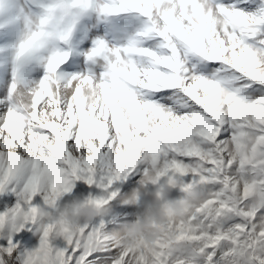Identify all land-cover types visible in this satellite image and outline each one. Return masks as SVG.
Returning a JSON list of instances; mask_svg holds the SVG:
<instances>
[{"label":"snow or ice","instance_id":"obj_1","mask_svg":"<svg viewBox=\"0 0 264 264\" xmlns=\"http://www.w3.org/2000/svg\"><path fill=\"white\" fill-rule=\"evenodd\" d=\"M137 176L187 203L152 246L31 218ZM0 208V264H264V0H0Z\"/></svg>","mask_w":264,"mask_h":264},{"label":"clouds","instance_id":"obj_2","mask_svg":"<svg viewBox=\"0 0 264 264\" xmlns=\"http://www.w3.org/2000/svg\"><path fill=\"white\" fill-rule=\"evenodd\" d=\"M178 187L168 181H162L159 186H154V190L149 191L143 186H139L125 195H119L118 206L136 207L143 211V220L131 225H124L121 234L124 243L135 240H143L148 246L155 244L156 240L163 235L162 225L169 219L182 218L187 210V203L171 198L174 190ZM201 195L199 187L194 188L186 194L187 200H195ZM114 211L112 202L103 205H93L85 200H75L71 206L63 209L55 216L49 214L45 208L33 209L31 218L45 219L51 222L62 221L66 225H76L79 223H91L100 218L110 216ZM22 219L17 217L9 221L10 226L22 223ZM70 234H75L73 233ZM99 245H94V250L99 249Z\"/></svg>","mask_w":264,"mask_h":264},{"label":"rangeland","instance_id":"obj_3","mask_svg":"<svg viewBox=\"0 0 264 264\" xmlns=\"http://www.w3.org/2000/svg\"><path fill=\"white\" fill-rule=\"evenodd\" d=\"M140 179L139 176L136 177V183H130L129 181H124L122 183H118L113 186L112 190L115 191L119 189L120 195H125L128 192L132 191L133 189L139 187L138 180ZM190 179V178H186ZM149 191L154 190V186L149 185L148 188H146ZM89 195L93 197H98L101 195H106V193H103L100 189H97L95 186H87L83 182H77L76 188L74 189V192L68 196L65 197L66 201H71L73 199L77 200H85ZM183 196V193L180 192L179 188L173 191L171 198L180 200ZM114 211L113 213L104 218L106 221V232H112L113 230L117 229L121 225H131L134 223H138L141 220H143V209L139 206L136 207H127V206H118L119 201L118 199L112 202ZM2 210V208H0ZM108 221H112V223H108ZM99 219L94 220L93 224H98ZM123 225V226H124ZM122 226V227H123Z\"/></svg>","mask_w":264,"mask_h":264}]
</instances>
